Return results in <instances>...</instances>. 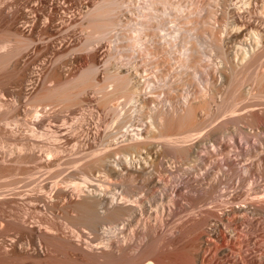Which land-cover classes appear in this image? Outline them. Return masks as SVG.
Here are the masks:
<instances>
[{
    "label": "bare ground",
    "instance_id": "6f19581e",
    "mask_svg": "<svg viewBox=\"0 0 264 264\" xmlns=\"http://www.w3.org/2000/svg\"><path fill=\"white\" fill-rule=\"evenodd\" d=\"M123 1L0 0V264H264V0Z\"/></svg>",
    "mask_w": 264,
    "mask_h": 264
},
{
    "label": "rangeland",
    "instance_id": "374dc122",
    "mask_svg": "<svg viewBox=\"0 0 264 264\" xmlns=\"http://www.w3.org/2000/svg\"><path fill=\"white\" fill-rule=\"evenodd\" d=\"M126 1V2H125ZM158 0H149V8H155V10L153 11V10H151V12H149V8H145V10H143V6H145V2H147V0H124L123 2H122V4H121V7H123V8H126L128 5H129V7H130V9H131V13L133 14V16L136 18V19H138V20H144V19H146L147 20V25H150L151 26V30L152 31H154V32H159L160 34H162L163 33V31H162V27H164V26H162L161 24H159L158 22H159V19L160 18H165V20H166V24H168V26H171V25H173V22L171 21L172 20V17L169 15V14H165V12H161V10H159V6H161V3H159V2H157ZM164 6V5H163ZM158 9V10H157ZM173 10H177L176 8H175V6H171V8H169V11H172L173 12ZM135 11H136V13H135ZM141 12H149V14H147V16H143V18H141ZM177 13V12H176ZM164 16V17H163ZM145 20V21H146ZM131 22V23H130ZM130 22H128V24L127 23H124V25H120V26H118L119 28L121 27V30L123 31V29H124V31L123 32H127V34L130 36V37H132V38H129V40H128V42L130 43L131 42V40L133 41L134 39H133V37L135 36L136 37V35L140 32L137 28H139V29H141L142 27L138 24L137 25V23L136 22H134V21H130ZM132 22H133V24H132ZM158 23V24H156V23ZM130 23V24H129ZM128 26H127V25ZM153 24H155V25H153ZM158 25V26H157ZM159 25L161 26V27H159ZM141 27V28H140ZM123 28V29H122ZM139 31V32H137V30ZM161 31V32H160ZM131 35H130V34ZM164 34V33H163ZM132 43V42H131ZM203 47V48H202ZM199 48L202 50V49H205L206 47L204 46V43L203 44H201V46H199ZM247 83H250V81H248V82H246V84L245 85H243L242 87H241V90H237L236 92H235V94L237 95V93H239V95H240V99H239V102H238V105L241 107H243V105L245 104V102L247 101L248 102V104L249 103H251L252 104V102L253 103H256V101H258L259 100V98H257V91L255 90V89H253L252 87H253V83L252 84H249V85H247ZM251 85V86H250ZM250 86V87H249ZM245 87H249V88H252V90H250V93L249 94H245V90H243V88H245ZM256 91V92H255ZM264 94V93H263ZM232 94H230V96H231ZM229 96V97H230ZM231 97H233V95L231 96ZM230 97V98H231ZM219 98H220V96H219ZM261 98H263V97H261ZM124 101V98H119L118 99V102L119 103H121V105L122 104H124L125 103V101ZM259 102H261V101H258V103ZM263 102H264V100H263ZM262 103V102H261ZM247 104V103H246ZM245 106V105H244ZM93 112L95 113V111L93 110ZM107 112V113H106ZM104 114H107L106 115V117H105V119H104V128H105V130H110L114 125H112V124H114L115 123V118H114V120H112L113 118V116H112V114L110 113V111L108 112V111H106ZM111 115V116H110ZM111 117V118H110ZM261 121V123H263L264 121H263V119L262 120H259L258 122H260ZM106 126V127H105ZM122 130H124L125 128L123 127V128H121ZM243 134V132L241 133V131H237L232 137H228V138H226L228 141H229V143L233 146V147H236V142H234V140L232 139L233 137L234 138H236L237 139V145L238 146H240V147H242V146H248L247 144V141H246V139H245V137H244V135H242ZM221 144H218V145H216V148L213 150V152L214 153H218L220 150H221ZM240 147L238 148V149H240ZM203 153V152H202ZM68 154V153H63L62 155H61V157L62 158H60L61 160H60V162H62V161H64V162H62V164L60 165V167H62V168H60L62 171H64V173H66L67 171H69V169H71L72 167V165H75V164H70V166H69V164H68V166L66 165V163L65 162H67L68 160H69V158H75V159H77V158H79L80 159V161L79 162H82V161H84V159L86 158H88V157H90V158H88V159H91L92 158V156H85V158H84V155L83 154H76V155H71L70 153V156L68 157V155L66 156V155ZM72 156V157H71ZM80 156V157H79ZM82 156V157H81ZM84 158V159H83ZM68 159V160H67ZM70 159V160H71ZM82 159V160H81ZM85 159V160H86ZM87 159V160H88ZM67 160V161H66ZM79 162H77V163H79ZM63 163H64V166H62L63 165ZM76 163V164H77ZM66 167H68L67 169V171H66ZM69 167H71V168H69ZM236 167H237V171H238V174H243V175H246L247 174V168H246V166H245V164H236ZM224 168H225V166H224ZM63 173V172H62ZM63 173V174H64ZM95 175V176H94ZM101 174L100 173H98V172H96V173H93L92 174V178H91V180L92 179H94V180H92L91 182H93V183H96L97 181H96V178L98 179L99 178V176H100ZM98 176V177H97ZM93 177H96V178H93ZM235 178V180H237L238 179V177H234ZM96 181V182H95ZM214 252L210 249V253H209V261L207 262V261H205V263L204 264H217V262H215L214 263ZM216 261V260H215Z\"/></svg>",
    "mask_w": 264,
    "mask_h": 264
}]
</instances>
